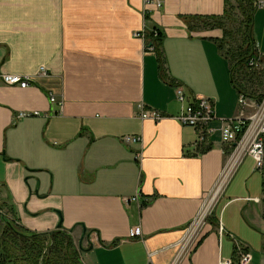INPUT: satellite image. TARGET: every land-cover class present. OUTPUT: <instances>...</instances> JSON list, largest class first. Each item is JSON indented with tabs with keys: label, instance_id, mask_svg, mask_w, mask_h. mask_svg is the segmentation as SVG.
Masks as SVG:
<instances>
[{
	"label": "crops",
	"instance_id": "0c3cea01",
	"mask_svg": "<svg viewBox=\"0 0 264 264\" xmlns=\"http://www.w3.org/2000/svg\"><path fill=\"white\" fill-rule=\"evenodd\" d=\"M161 1L0 0V74L33 80H0V211L31 234L66 232L78 249L86 230L82 264H221L237 260L238 243L264 264V170L251 157L184 241L227 157L220 121L210 145L195 146L196 131L176 119L177 88L211 99L217 119L239 114L224 31L197 20L237 1ZM249 1L264 55V8ZM143 31L148 42L161 34L164 66ZM140 105L166 118L142 120ZM24 111L41 115L18 119Z\"/></svg>",
	"mask_w": 264,
	"mask_h": 264
},
{
	"label": "built area",
	"instance_id": "2783aa9c",
	"mask_svg": "<svg viewBox=\"0 0 264 264\" xmlns=\"http://www.w3.org/2000/svg\"><path fill=\"white\" fill-rule=\"evenodd\" d=\"M147 6H155L156 9L163 7L161 0H143ZM256 8L261 10L264 8V1L260 0L256 3ZM137 38L142 39L148 49H154V46H148V37L145 33L139 32L135 34ZM158 36V32L154 33V38ZM258 57L249 61V68L255 71L264 70V55L258 50ZM41 76H48L45 69L40 72ZM0 80L8 86H17L22 89L28 88L33 82L28 76H19L11 74H0ZM177 100L183 104L181 113L176 119L183 125L193 128L197 133V148H206L210 145L212 135L217 133V129L212 127L213 123L220 121V136L222 143L225 146L226 163L220 178L211 193L207 196L196 219L187 229L185 242L192 238L196 232L201 229L209 220L213 213V208L219 200L227 185L231 182L239 167L248 157L256 161V169L264 170V93L261 101H256L246 97L243 94L239 95L240 112L236 117L231 119H217L214 102L206 97L196 96L189 98L181 87L177 88ZM50 102L58 103L55 95H51ZM142 120L151 119L159 122L166 116L156 110L145 109L143 105L139 106ZM248 110L250 112H248ZM39 112L24 111L17 115L18 119L30 117H38ZM125 145L141 144V137L128 136L122 139ZM141 198L140 194L134 197L133 201H138ZM214 199V200H213ZM220 236L223 237L225 230L222 222L219 226ZM235 256L237 260L223 261L221 264H250L251 256L247 249L237 244Z\"/></svg>",
	"mask_w": 264,
	"mask_h": 264
},
{
	"label": "trees",
	"instance_id": "16d2710c",
	"mask_svg": "<svg viewBox=\"0 0 264 264\" xmlns=\"http://www.w3.org/2000/svg\"><path fill=\"white\" fill-rule=\"evenodd\" d=\"M236 1L237 5L241 7L243 14L245 15L246 26L249 29L248 36L246 37V40H244V44L239 52H234L232 54L226 53L224 39L219 42L220 49L225 58L230 62L232 81L239 95L243 94L248 98L261 101L263 94L253 97V94H249L244 89L245 79H243L241 83H238L237 80L238 73H245L244 78H246L249 71H254L249 68V61L258 57V51L257 44L253 37L254 4L249 0ZM233 7L234 6H231L230 8ZM229 9L223 17H212L207 19L198 18L197 20L202 22L204 27L209 26L220 28L225 34L223 22L224 19L229 16ZM150 38L149 45L155 47L162 67L164 66L162 36L158 33L156 38H154V34H152ZM0 216L2 218V223L0 225L1 264H24L23 261L25 264H82L80 259L81 250L75 246L74 240L68 233L57 231L47 235L31 234L7 215L1 213ZM17 253L20 254L18 259L20 263L18 261L14 262Z\"/></svg>",
	"mask_w": 264,
	"mask_h": 264
},
{
	"label": "rangeland",
	"instance_id": "374dc122",
	"mask_svg": "<svg viewBox=\"0 0 264 264\" xmlns=\"http://www.w3.org/2000/svg\"><path fill=\"white\" fill-rule=\"evenodd\" d=\"M223 25L225 28V52L230 54L239 52L249 32L246 26L245 15L239 5H235L233 8L229 9V16L224 19ZM244 75L245 73L243 72L237 74L238 83H241L242 80L245 79L244 89L249 94H253V97L262 95L264 93V70L249 71L246 78H244ZM1 220L2 218L0 216V225L2 223ZM15 256L17 257L14 262H17L20 254L17 253ZM23 263L25 264L24 261Z\"/></svg>",
	"mask_w": 264,
	"mask_h": 264
},
{
	"label": "water",
	"instance_id": "95a60500",
	"mask_svg": "<svg viewBox=\"0 0 264 264\" xmlns=\"http://www.w3.org/2000/svg\"><path fill=\"white\" fill-rule=\"evenodd\" d=\"M3 156L5 157V154H3ZM37 193H38V192H37ZM0 215H1V213H0ZM61 227H62V223L59 224L58 228L60 229ZM86 238L89 239L90 236L87 235V231L85 230V231H84V234H83V236H82V238L80 239L79 244H78L79 249H80L81 251H83V242H84V240H85ZM0 264H1V263H0Z\"/></svg>",
	"mask_w": 264,
	"mask_h": 264
},
{
	"label": "bare ground",
	"instance_id": "6f19581e",
	"mask_svg": "<svg viewBox=\"0 0 264 264\" xmlns=\"http://www.w3.org/2000/svg\"><path fill=\"white\" fill-rule=\"evenodd\" d=\"M214 200V199H213Z\"/></svg>",
	"mask_w": 264,
	"mask_h": 264
}]
</instances>
